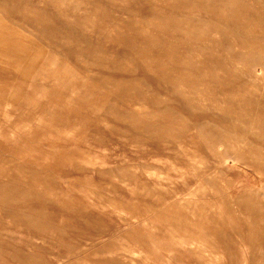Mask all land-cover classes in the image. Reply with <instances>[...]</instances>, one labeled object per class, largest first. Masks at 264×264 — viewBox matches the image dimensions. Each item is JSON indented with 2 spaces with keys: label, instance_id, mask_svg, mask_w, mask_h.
Wrapping results in <instances>:
<instances>
[{
  "label": "rangeland",
  "instance_id": "rangeland-1",
  "mask_svg": "<svg viewBox=\"0 0 264 264\" xmlns=\"http://www.w3.org/2000/svg\"><path fill=\"white\" fill-rule=\"evenodd\" d=\"M0 264H264V0H0Z\"/></svg>",
  "mask_w": 264,
  "mask_h": 264
}]
</instances>
